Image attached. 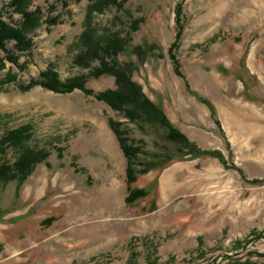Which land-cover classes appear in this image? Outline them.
I'll list each match as a JSON object with an SVG mask.
<instances>
[{"label":"rangeland","instance_id":"1","mask_svg":"<svg viewBox=\"0 0 264 264\" xmlns=\"http://www.w3.org/2000/svg\"><path fill=\"white\" fill-rule=\"evenodd\" d=\"M11 1L0 0V15L33 47L17 64L0 49V164L20 151L3 152L1 139L22 127L31 134L24 146L49 157L24 183L0 182V264H146L149 255L158 264H264V184L248 182L264 179V0H128L93 20L100 34H124L143 20L119 60L135 65L133 79L175 128L221 151L227 165L178 157L163 128L132 123L78 89H24L49 69L62 82L83 76L95 92L114 89L115 79L91 77L97 62L76 63L92 0H28L26 11L38 16L31 27ZM177 19L181 76L169 55ZM14 45L6 43L8 52ZM110 119L163 163L138 176L131 188L148 195L133 205L125 202L126 159ZM238 241L249 242L246 249L235 248Z\"/></svg>","mask_w":264,"mask_h":264},{"label":"trees","instance_id":"2","mask_svg":"<svg viewBox=\"0 0 264 264\" xmlns=\"http://www.w3.org/2000/svg\"><path fill=\"white\" fill-rule=\"evenodd\" d=\"M128 0H92L87 8L85 27L79 39V55L76 57V63L92 67L94 62L99 65L90 73L91 77L99 78L104 75H109L115 79V88L105 91L95 92L87 87V79L83 76L70 79L67 82H62L58 75L49 69L42 73L41 80H32L24 89L40 85L46 89L55 92H72L75 89L83 91L87 95L93 96L98 101L106 103L112 110L119 113L123 118L130 122H144L150 125H158L166 131V137L177 143L180 146L181 154L178 157H213L221 161L224 165L227 162L224 155L219 150H204L197 143L192 141L184 132L175 128L169 120L167 114L156 105L144 92L142 85L133 79V73L136 70L132 62L123 63L119 60V55L126 51L133 40V34L136 33L140 24V20H133L130 28L124 34L120 31H109L103 34L94 25L93 20L96 14H103L110 8L123 9ZM28 0H12L10 6L14 7L17 12L24 15L25 25L31 27L37 21V12H27L26 3ZM180 5L178 6L177 16L180 15ZM129 15L130 12L127 11ZM50 24L56 25L57 19H51ZM179 19H177V32L173 44L169 48V55L174 63L175 72L181 76L180 62L175 54V50L180 45L182 36V28ZM13 41L15 43V52H8L6 43ZM33 41L26 32L18 27L8 23L0 15V49L6 52L5 60L10 63L17 64L18 55L31 51ZM141 47H136L134 52L139 54ZM4 60L0 59V69L4 67ZM212 107L211 117L219 128V132L223 134L222 127L217 116L216 109ZM123 122L109 120L110 128L115 134L120 148L126 159V183L128 186V194L125 198L127 205H133L140 199L145 198L148 192L142 188H131L137 182L138 176L146 175L153 169L162 166L160 156L157 154H147L143 151L142 146L137 141L130 137L128 129L122 128ZM28 128L22 127L8 132L1 139L2 151L7 148L14 147L19 149V154L13 163L0 164V182L17 181L19 184L24 183L31 175L35 167L45 162L49 157V152L45 149H36L25 147V143L30 139ZM225 138V137H224ZM229 147V142H226ZM183 150L185 152H183ZM143 156L144 160L140 157ZM148 157V158H147ZM230 168L236 169L241 174L242 170L236 166ZM85 171V170H84ZM251 184H264V179L248 180ZM200 246L203 241L200 238ZM249 243V242H246ZM246 243L236 242L234 247L237 249H246ZM136 253L132 252L134 258ZM264 256V255H263ZM146 264H158V259H154L151 255L147 257ZM244 264H248L245 262Z\"/></svg>","mask_w":264,"mask_h":264}]
</instances>
